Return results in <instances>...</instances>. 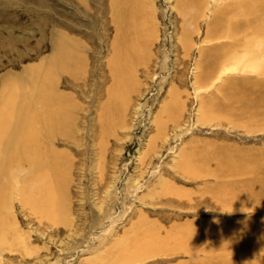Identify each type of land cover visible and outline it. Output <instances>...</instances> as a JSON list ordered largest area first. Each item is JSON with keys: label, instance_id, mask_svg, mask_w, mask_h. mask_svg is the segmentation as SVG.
Listing matches in <instances>:
<instances>
[{"label": "rangeland", "instance_id": "374dc122", "mask_svg": "<svg viewBox=\"0 0 264 264\" xmlns=\"http://www.w3.org/2000/svg\"><path fill=\"white\" fill-rule=\"evenodd\" d=\"M242 1L0 0L3 117L16 124L34 92L52 93L60 115L51 206L33 213L13 195L0 264L264 260L234 240L264 222V192L250 197L264 174L230 175L220 158L264 167L263 38H232L251 16L225 11Z\"/></svg>", "mask_w": 264, "mask_h": 264}, {"label": "bare ground", "instance_id": "6f19581e", "mask_svg": "<svg viewBox=\"0 0 264 264\" xmlns=\"http://www.w3.org/2000/svg\"><path fill=\"white\" fill-rule=\"evenodd\" d=\"M186 2H187V0H182V7H185V6H183V4ZM184 9H183V11H184ZM225 11H227V14L229 16L237 17V19L238 18H241V19L249 18L251 16V19H249V20L243 19L244 22L235 26L234 29H236V31H234L232 33V35H234L232 38H236V34H237L238 38L236 40L238 41L239 37H241L239 35L241 34V32H243L244 35L246 34L248 38H251L252 40L254 39V41H256L257 39H260V38H263L261 40L264 41V19L262 16L264 14V0H245V1L240 2L237 5L227 6ZM225 11L224 10H222V11L217 10L216 20L215 21L212 20L213 24L208 26V34H210L209 32H211V30L213 28L215 29L218 27V25L221 24V22H220L221 17H224ZM224 23H225V21H224ZM216 37H217V35H216ZM210 39H211V37H210ZM261 40H259V41H261ZM234 41H235V39H234ZM247 41H251V40H247ZM263 41H262V43H264ZM243 44H244V42H243ZM243 44L241 43L242 46H243ZM244 45H246V43ZM246 46H245V48H246ZM258 46L263 47V45H260V44L259 45L257 44V47ZM230 49H232V48H230ZM251 49H249V51ZM258 49H260V47ZM204 52L205 51H201V54H203V56H204ZM232 52H230V55L234 54ZM261 54L263 55L264 53H261ZM225 55L226 56L224 58H223V56H221V58H223V62L228 61V54H225ZM234 56H236V54L232 55L231 57H234ZM242 56L244 57V55H242ZM240 58L241 57L237 55L235 62L236 61L239 62ZM208 61L209 62H206L207 67L205 66L207 69L204 72H202L201 76L207 74V76L210 78L211 76H214V74L216 73V71H217L216 69H217L218 65L214 61H210V59H208ZM251 61H253V60H251ZM202 63H203V61H202ZM214 63L216 64L215 67L213 66ZM207 76H205V77H207ZM247 83H249V82H247ZM247 83H244V85H246ZM233 86L243 88L242 83H239L236 81L233 84ZM257 87H259L260 89L261 88L263 89L264 88V82L263 83L258 82ZM33 96L34 97L32 98L30 105L28 106V107L32 108V109L29 108L32 110V113H30L31 110H29L28 108L25 109L24 111L20 112L19 110L22 109L21 106H20V108L18 106L16 107V109L18 108L17 109L18 112H20L22 114L19 116V118L18 117L16 118L18 120L13 119L14 122L16 121V124L13 123L15 125L10 123L8 120L6 121V119L10 118V121L13 122L11 120L12 117H10V116H12L11 114H13V113H11L9 115L8 112H11L14 107H12L11 111L9 109L10 107L8 108L9 110L6 109L7 111H5V112L8 113L7 115H9V117H6V119L3 117L2 109H0V127H1L0 128V227L1 226L3 227L7 223V221H6L7 217H4L5 212L2 213V210L8 207L7 203L10 204L9 202H11L14 194H16V197L19 199V202L23 208L28 207V208H30V210L33 213L45 214V212H47V209L51 206V202H52V198H53V195H52L53 189L55 187L56 182L59 180L60 169L57 167L55 160H54V153H52V151H53L52 141L55 137V134H54L55 129L54 128L57 127L56 125H54L55 124L54 122L57 121V119H54V117L59 118L60 115L56 114V111H55L56 105L54 104V96L52 95V93H50V92H34ZM259 96H260V92H259ZM262 98H264V92H261V100H262ZM25 104H27V103H25ZM8 106L6 105V107H8ZM24 108H26V107H24ZM250 108H248V109H250ZM57 111H60V110L58 109ZM15 112H17V111H15ZM60 114H62V113L60 112ZM7 115H4V116H7ZM58 123H57V125H58ZM9 131H13L12 132L13 134L10 133V134H12L11 136L8 134ZM220 158L222 160H226L225 165H226L227 170H228L226 172L230 173V175H238L240 173L241 174L246 173V174H249L252 176L255 175L254 177H256L257 174H260V173L264 174V171H263L264 167H262L263 163H261L260 161H256V162L250 164V161L247 160L246 165H248L249 168L244 169V167L239 166V164L237 163L238 162L237 160H232L233 158L231 159L230 156L227 157L225 155H222V157L220 156ZM241 162H243V161H241ZM222 166H224V165H222ZM53 167L55 169H53ZM55 171L57 174L54 173ZM251 184H256V181H252ZM220 192L224 193V194H221V193L218 194L219 196H222V197L229 196V195H231V196L237 195L238 196L241 193L240 191H236V192L235 191H233V192H229V191L228 192L227 191L222 192V191H220ZM263 192H264V190H263L262 186L257 187L256 189H254V192H252L250 194L251 195L250 197L252 199L253 198L256 199V198L260 197ZM16 197L14 196L15 199H16ZM261 201L264 202V199H262ZM1 231H3V230H1ZM247 232L248 231H246L245 233H247ZM201 233L202 232H200L199 234H201ZM245 233H243V234H245ZM3 234H4V232H2V234L0 235V238H2L1 236ZM227 234H229V233H227ZM240 234L242 235V233H240ZM223 236H221V237H223ZM234 236H235L234 240H244L245 244H247L245 247H246V253L248 255L249 254L250 255L264 254V222L259 224V226L256 227L254 230H252L250 233H248V235L245 234L244 237L240 236L239 234H238V236L237 235H234ZM221 237H219V238H221ZM214 240H217V239H214ZM204 241H206V240H204ZM224 241H226V240H224ZM237 243H239V242L237 241ZM237 246H239V245H237ZM227 253H229V252H227ZM247 254H245V255L247 256ZM241 255H242V253H241ZM262 256H264V255H262ZM246 264H264V260L246 262Z\"/></svg>", "mask_w": 264, "mask_h": 264}]
</instances>
